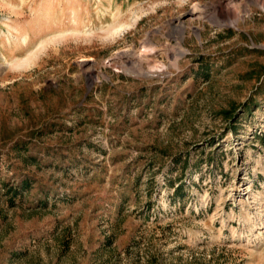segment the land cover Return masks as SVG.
<instances>
[{
  "label": "rangeland",
  "instance_id": "374dc122",
  "mask_svg": "<svg viewBox=\"0 0 264 264\" xmlns=\"http://www.w3.org/2000/svg\"><path fill=\"white\" fill-rule=\"evenodd\" d=\"M0 264H264V0H0Z\"/></svg>",
  "mask_w": 264,
  "mask_h": 264
},
{
  "label": "trees",
  "instance_id": "16d2710c",
  "mask_svg": "<svg viewBox=\"0 0 264 264\" xmlns=\"http://www.w3.org/2000/svg\"><path fill=\"white\" fill-rule=\"evenodd\" d=\"M18 144H19V143H16V144H15V147H16V148H18ZM28 184H29V182H28L27 180H23V181L20 183L19 186L15 187V193L20 192L22 189L26 188V187L28 186ZM179 190H180V186L177 185V186L175 187V192L178 193Z\"/></svg>",
  "mask_w": 264,
  "mask_h": 264
}]
</instances>
